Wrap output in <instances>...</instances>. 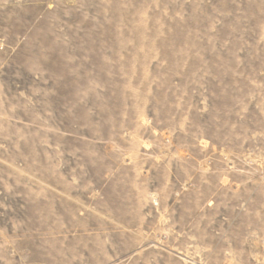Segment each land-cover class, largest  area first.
<instances>
[{"label":"rangeland","instance_id":"obj_1","mask_svg":"<svg viewBox=\"0 0 264 264\" xmlns=\"http://www.w3.org/2000/svg\"><path fill=\"white\" fill-rule=\"evenodd\" d=\"M0 264H264V0H0Z\"/></svg>","mask_w":264,"mask_h":264}]
</instances>
